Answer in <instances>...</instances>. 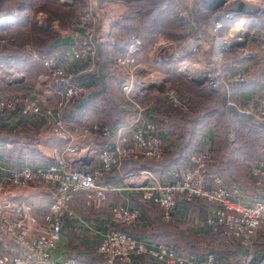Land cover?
I'll return each mask as SVG.
<instances>
[{
  "label": "built area",
  "instance_id": "2783aa9c",
  "mask_svg": "<svg viewBox=\"0 0 264 264\" xmlns=\"http://www.w3.org/2000/svg\"><path fill=\"white\" fill-rule=\"evenodd\" d=\"M61 1L68 3L71 0ZM160 1L165 6L175 4L176 16L184 24L187 34L179 42L157 44L150 63L160 66L173 62L188 82H202L209 90L221 94L225 106L232 112L247 117L256 125H264V92L246 102L234 99L231 84L243 82L244 74L239 71L230 76L225 66V53L232 48L238 49L239 58H252L253 52L245 48L247 41H230V32L244 19L254 21L248 30L252 25L258 26V16L264 13L259 9L262 5L254 3L258 8L252 11L247 8L252 0ZM95 2L98 0H90L89 11L79 12L73 21L67 22L70 28L64 32L72 40L67 49L47 55H30L45 69L47 90L56 97L53 104H48L43 95L15 91L0 95V116L28 118L47 126L53 137L64 144L61 150L54 151L51 163L44 166L26 163L11 170L5 178L13 193L22 195L47 190L51 200L40 225L32 216L34 205L31 201L21 199L12 206L1 208L0 264H54L52 256L65 219L77 221L70 206L73 197L84 194L89 204L93 198L104 201L108 192L120 190L137 194V206L112 207L109 211L110 225L132 226L140 222L141 205L156 207L160 220L169 223L181 202H202L207 206V225L225 245L238 250L240 259H223L216 251L181 255L167 244L143 241L114 227L102 236L95 250V256L104 264H250L256 257L255 264H264V249L256 251L264 240V168L253 165L250 169L259 192L250 203L241 201V191L236 186L232 185L227 191L220 176L209 171L214 159L209 148L194 151L189 156L187 170H167L169 179L166 182L159 180L147 166L122 173L121 168L126 163H158L168 151L157 124L146 115L151 101L142 104L143 100L153 97L151 90L160 91L169 108L181 114L190 110L188 99L171 85L165 86L164 77L153 69L144 71L140 66L137 54L144 42L136 32H127L123 49L111 56L112 67L121 75L120 105L129 106L124 124L111 129L100 121L78 125L64 119V114L73 109L88 90L82 77L83 69H70V66L87 63L92 70L98 58L96 38L100 20ZM197 3L208 7L210 12L207 22L199 27L194 15ZM239 4H242L241 11L237 10ZM44 16L41 13L36 15L39 27H42ZM226 20H230L232 25L224 37L221 31ZM12 23L11 16L0 12V33L6 24ZM49 25L58 30L57 22ZM255 39L257 47L264 53V29ZM9 47L14 46L0 36V51ZM7 73L12 74L13 69L9 68ZM15 79L23 80V74ZM95 135L110 137V144L102 146L91 142L82 147L77 145L79 138ZM228 137L232 140L233 133L230 132ZM111 173L118 174L119 184H101L100 180ZM32 224H37V230L32 228Z\"/></svg>",
  "mask_w": 264,
  "mask_h": 264
},
{
  "label": "crops",
  "instance_id": "0c3cea01",
  "mask_svg": "<svg viewBox=\"0 0 264 264\" xmlns=\"http://www.w3.org/2000/svg\"><path fill=\"white\" fill-rule=\"evenodd\" d=\"M23 1L16 8L17 22L13 20L10 28H21L24 33L26 29L36 28L34 30L36 36L32 42L13 44V48L16 49L10 50L9 47L0 51V95L11 91L43 95L51 105L56 97L47 90L45 69L39 61L27 59L25 54H30L29 51L39 55L59 53L67 49L72 40L63 31L59 36L53 33L50 37L46 36L47 33L39 32L37 20L35 23L34 19L36 12L41 10L35 8V0H32V7H26L31 0ZM259 1L264 3V0ZM88 8H91L90 4ZM1 12L8 16L13 15L14 18L12 8L5 12L1 9ZM194 12L198 27L207 22L210 14L208 7L197 3L194 5ZM98 17L100 20L96 38L98 58L95 67L90 70L87 63H73L70 66V69L79 67L83 69L82 77L87 82V93L73 109L64 114V119L78 125L100 121L107 127L115 129L124 124L126 111H123L119 100L121 75L112 67L111 56L123 49L124 35L133 31L143 38L144 43L137 54V61L143 70L147 71L145 69L152 65L150 59L153 48L161 42L173 44L181 41L187 34V29L176 16L175 4L165 6L160 0H112L104 5L103 10L99 9ZM253 37L254 34L249 35L245 45L246 49L253 52L251 59H241L237 53H232L233 51L225 58L226 71L230 76L239 71L244 74L243 82L231 84L233 98L242 102L264 92V53L257 47L256 39ZM15 53L16 55H13ZM169 64L172 62L162 64L160 68L164 70ZM9 68L13 69L12 74L7 73ZM159 71L156 72L164 77L165 86H177L179 94L188 99L190 110L187 114H176L177 111L166 105L160 91L151 90L153 97L143 100L142 104L151 101L146 115L157 126L159 125V134L163 137L168 151L165 158L158 163H126L121 168L122 173L147 166L159 180L166 182L165 180L169 179L167 170L177 169L180 172L187 170L189 156L194 151L209 148L214 159L208 169L220 176L224 188L230 191L234 185L241 194H248L247 197L241 196L240 199L243 201L250 200L251 197L252 200L253 196L256 198L259 192L251 178L250 169L253 165L264 168V140L249 141L250 139L245 140V137L235 140V136L230 140L229 137L220 139L218 136L232 126V119L237 118L251 125L250 120L228 109L222 95L209 90L204 84H190L177 76H169L165 73L166 70ZM19 74H23V80L15 79ZM180 116L184 117L181 122ZM1 117L5 116H0V210L2 207L5 208V205L12 206L21 199L31 201L34 205L32 216L40 225L43 215L48 210L50 193L47 190L22 195L13 193L5 178L11 170L26 163L34 166L51 163L54 151L61 150L64 144L53 137L47 126H41L28 118L14 119L6 116V120H2ZM218 128L219 133L216 131ZM261 128L264 129V126ZM230 132L232 131L227 132V136ZM91 142L105 146L110 144L111 138L100 135L83 136L77 140V145L82 147ZM240 143L242 147L239 146ZM119 181L116 173L108 174L100 180L105 186L119 184ZM78 195L84 197V202L75 195L70 203L77 221L65 219L60 240L52 256L54 264H104L95 256V248L102 236L114 227L124 231L127 229L126 232L143 241L167 244L181 255L193 252L203 255L209 251H216L223 259H240L235 248L231 252L233 247L225 245L211 231L206 223L207 206L202 202H181L174 219L169 223L160 220L156 207L141 205L140 222L125 228L121 225H110L109 211L114 206H137V194L128 190L108 192L104 201L93 198L89 204L84 194ZM188 213L191 217L186 218L184 215ZM37 224L31 225L34 230H37ZM261 247H264V240ZM257 258L250 264H255Z\"/></svg>",
  "mask_w": 264,
  "mask_h": 264
},
{
  "label": "rangeland",
  "instance_id": "374dc122",
  "mask_svg": "<svg viewBox=\"0 0 264 264\" xmlns=\"http://www.w3.org/2000/svg\"><path fill=\"white\" fill-rule=\"evenodd\" d=\"M47 1V2H46ZM41 0V1H36L35 0V8H39L41 10V12H36V15L38 13H41V14H44L45 16L42 17L41 20V26L42 27H39L38 26V22L36 23V18L34 19L35 20V23H36V26L40 29L39 32L45 34L47 33L46 36L50 37L51 34H55V35H58L61 33V31H66L68 30L67 28H70V26L68 25L69 23L67 22H70V21H73V19L75 18V16L79 13V12H84V11H89V8H88V4H89V1L90 0H71L70 2L67 3V1L64 3L62 2L61 0H50V2H48V0ZM112 0H98V3L95 2V6L98 8V9H101L103 10V7L106 3L110 2ZM253 3H255L256 5L258 6H264V3L259 1V0H252ZM24 1L23 0H0V12H1V9L2 11H7V9H13V14H14V18L12 17L13 15H10L11 16V19L12 20H15V23L17 22L16 20V8L18 6H20ZM32 0L30 1V4H28L26 7H32ZM38 4V5H37ZM3 7V8H2ZM3 13V12H1ZM34 13V12H33ZM264 14V13H263ZM259 15L258 16V26H255V25H252L249 27V30H248V33H250V36L252 34H254V39L255 37L257 36V34L259 33V31L261 29H264V15ZM5 15V14H4ZM8 16V15H6ZM248 18H251L252 16H247ZM245 17V18H247ZM52 22H57L58 23V30H54L52 27H50L49 23H52ZM8 24V23H7ZM4 26L5 28H2V31L0 33V36L2 38H6L10 44H15V43H18V44H23V43H27L28 41L29 42H32L34 39L33 37L36 36L34 30L36 28H29V29H26L25 30V33L22 31L21 28H10L12 25L9 24ZM232 25V22L230 20H226L224 22V26H223V29L221 31V34L226 37L229 33L228 31V28H230ZM9 27V28H8ZM33 29V30H32ZM249 36V35H248ZM45 38V37H42V39ZM12 49H16V48H10V50ZM36 51V50H35ZM231 51H233L232 53H237L238 49L237 48H232L230 49L229 51H227L225 53V58L232 54L230 53ZM30 54H25L27 56V59L30 58V55L32 53H34V51H29ZM237 55V54H236ZM151 58H152V54H151ZM226 66V65H225ZM150 69H153L155 71H165L166 70V74H168L169 76L173 75L174 77H179L180 80L182 81H186L188 82L186 79H185V76L183 74H180L178 71H177V67H175L173 65V62L172 64L168 67H164V70L163 68L160 66H153V65H150L149 69H145V70H150ZM159 71V72H160ZM161 73H164V72H161ZM47 80V79H46ZM30 81V80H29ZM28 82V81H27ZM190 84H195V83H191V82H188ZM174 87L176 90H177V86H172ZM120 96V95H119ZM232 122V126H230L225 132L223 133H219V138L222 139V138H225V139H228L227 137V132L228 131H232L233 132V136H235V140H239L241 138H244L245 137V140H256V139H260V140H264V129L261 128L263 127L264 125H256L254 123H252L251 121V125L248 124V123H245V121L243 120H239L237 118H234L231 120ZM254 124V125H253ZM260 127V128H259ZM248 141V142H249ZM255 144V143H254ZM240 146V144H239ZM261 150V149H260ZM167 181V180H165ZM79 196L78 194L76 195V197ZM241 196H249L248 194H241L240 195V198ZM79 198L84 202V197L83 196H79ZM252 198V197H251ZM241 200L242 202L244 203H250L252 201H254L256 198H254L253 196V199L251 200ZM86 207V206H84ZM186 218L187 217H191V215L188 213V214H185L184 215ZM96 249V248H95ZM264 249V247H258L256 249V251H262Z\"/></svg>",
  "mask_w": 264,
  "mask_h": 264
},
{
  "label": "bare ground",
  "instance_id": "6f19581e",
  "mask_svg": "<svg viewBox=\"0 0 264 264\" xmlns=\"http://www.w3.org/2000/svg\"><path fill=\"white\" fill-rule=\"evenodd\" d=\"M247 8L255 11L258 7H256L254 5L253 2H248ZM259 9L264 12V6L259 7ZM250 23H254V21L247 20H241L239 21L236 26L232 29V31L230 32V41L234 40V41H241L245 38L246 34L248 33V26ZM191 74V73H189Z\"/></svg>",
  "mask_w": 264,
  "mask_h": 264
},
{
  "label": "trees",
  "instance_id": "16d2710c",
  "mask_svg": "<svg viewBox=\"0 0 264 264\" xmlns=\"http://www.w3.org/2000/svg\"><path fill=\"white\" fill-rule=\"evenodd\" d=\"M13 55H16V53L15 54H13ZM122 108H123V111H128L129 110V106H121ZM224 108H226V107H224ZM225 110V109H224ZM176 114H180L179 112H177ZM181 115V114H180ZM2 118V120H6V117H1ZM182 120H184V117L183 116H180L179 117V122H181ZM159 126V125H158ZM221 126L223 127L224 126V123L223 124H221ZM227 128V127H226ZM216 131H217V133H219V128L218 129H216ZM219 135V134H218ZM15 142V141H14ZM240 146L242 147V143H240ZM16 149H18V148H16ZM20 150V149H19ZM128 226H125V228H127ZM123 230V229H122ZM125 231H128L127 229L125 230ZM159 242V241H158ZM165 242H167V241H165ZM170 241H168V243H169ZM235 249L233 248V249H231L230 251L232 252V251H234ZM237 252H238V250H236ZM194 253V252H193ZM190 254V253H189ZM197 254V253H196Z\"/></svg>",
  "mask_w": 264,
  "mask_h": 264
},
{
  "label": "water",
  "instance_id": "95a60500",
  "mask_svg": "<svg viewBox=\"0 0 264 264\" xmlns=\"http://www.w3.org/2000/svg\"><path fill=\"white\" fill-rule=\"evenodd\" d=\"M125 1H134V0H125ZM221 4H222V3H221ZM221 4H219L218 6H220ZM241 8H242V4H239L238 7H237V10H238V11H241ZM248 35H249V34L247 33L246 36H245V38H244V39H245V42H246L247 39H248ZM196 84L199 85V84H203V83H202V82H199V83H196Z\"/></svg>",
  "mask_w": 264,
  "mask_h": 264
}]
</instances>
